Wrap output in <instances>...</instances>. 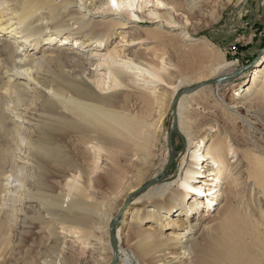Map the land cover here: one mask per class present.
<instances>
[{
    "label": "bare ground",
    "instance_id": "1",
    "mask_svg": "<svg viewBox=\"0 0 264 264\" xmlns=\"http://www.w3.org/2000/svg\"><path fill=\"white\" fill-rule=\"evenodd\" d=\"M212 1L0 0L1 217L27 210L25 202L36 197L47 213L71 225L89 226L95 213L99 225L93 228L108 233L122 210L118 264H264V137L254 135H264V54L246 81L211 82L229 75L220 73L232 62L221 58L200 67L207 50L196 58L189 25L176 16L201 14ZM144 7L146 20L169 22L157 28H170L176 51L192 68L175 83L165 78L164 64L134 60L115 48L95 63L98 51H83L108 40V24L131 20L136 23L126 43L141 41L146 28L137 21L145 18ZM96 14L108 18L95 21ZM120 35L125 39L126 32ZM194 83L205 84L175 100L179 87ZM174 101V130L185 138L190 159L184 155L183 173L174 181L143 188L158 177L147 182ZM50 165L69 177L65 190L62 185L48 195L39 186L31 196L25 180L40 185L33 173ZM109 172L117 189L111 203H88L79 178L95 173L96 183ZM93 237L100 248L101 238ZM109 238L103 264L114 257ZM51 242L58 243L55 237Z\"/></svg>",
    "mask_w": 264,
    "mask_h": 264
},
{
    "label": "rangeland",
    "instance_id": "2",
    "mask_svg": "<svg viewBox=\"0 0 264 264\" xmlns=\"http://www.w3.org/2000/svg\"><path fill=\"white\" fill-rule=\"evenodd\" d=\"M220 2L222 4L221 7L218 5ZM148 7L153 8L155 6L149 3ZM148 7H144L141 11L142 14L141 12L139 14L145 15L144 11ZM157 7L159 11H163L162 6ZM144 17L142 21H137L140 23V27L146 28L139 31V35L143 38L141 41H138L140 43H126L127 39H129L130 26L136 23L131 20L125 25L112 26L108 24V31L110 32L108 40L99 45L97 42H94L92 45L86 46L83 51L90 54V49L95 48L98 51V55L93 57L95 58L93 59L95 63L103 61V58H100L101 54L115 48L122 50L125 52L124 54L127 53L134 60L144 59L145 61L149 60L164 64L168 68L165 72V78L169 83H175L181 76L190 74L191 66H187L188 63L185 60L183 61L182 55L176 51V47L179 45L177 39L169 36L167 33L170 28L167 26H163L159 30L157 28L160 21L164 25L169 24V22H166L165 18L154 22L146 20V15ZM107 18L108 16L101 18L98 14L94 15L95 21L106 20ZM176 19L187 22V25H189L190 29L188 28V30L192 34L189 47L196 52V58H203L201 56L202 48L207 50V55L204 58L207 62L203 63L200 67L204 69L205 64L213 63L221 58L232 62L230 66L228 65L222 69L220 74L228 73L229 75H226L225 79L220 82L246 81L250 74L254 72L256 66H258V60L264 54V0H213L207 5L203 13L189 15V17L177 15ZM191 24H193V27ZM120 32H126L125 39L124 37L121 39ZM53 41L52 43L60 42L56 39ZM72 42L71 45L74 46ZM49 45L46 44L44 47ZM67 46H70V44H67ZM31 52H35V56L41 54L38 49H32ZM91 68L96 73L95 66ZM4 79L5 75L0 69V84H2ZM195 85L197 84L194 83L193 86ZM187 86L189 85L181 86L178 90L190 88ZM226 86L228 87V85ZM226 86L222 90H226L225 93H228V91L232 93L233 89L230 90ZM202 115L203 118L208 116L206 113ZM172 123H174V116L171 106L163 120L164 126L159 144V157L156 165H154L147 177V182L152 179L154 174L162 172L167 164L170 153H173L172 164L166 170L164 177L154 184L162 181L171 182L177 179L183 173L182 162L184 155H187V161L190 159V152L186 150V140L178 132L172 130ZM260 130L264 133L263 128ZM170 132V146H172L171 144H175V149L173 148V150L168 145V133ZM254 135L264 137L260 133H255ZM257 142L259 145L262 144L261 141ZM70 152L73 157L78 155V153L73 151ZM33 175L35 178L40 179V185L28 179L24 182L31 196L33 192L37 191L39 186L48 195L56 193L62 185H64L63 188L65 190V182L69 178L67 175L63 176L59 174L58 168L55 165H50L47 169L40 170L39 172L36 171ZM93 175L89 179L79 178L80 184L87 188L88 196L85 200L88 203H95L101 207L103 205L106 208L111 203V195L114 196L117 191L113 185L114 178L111 172H109L105 176H102L100 182L95 183L93 177L96 174L93 173ZM17 177L21 178L19 174H17ZM25 204L29 205V208L27 210L24 208V211H15L14 215H10L11 219L3 218V215L2 217L0 216V264H103L109 257V252L105 248V240L109 236V229L108 233H105L104 231L95 229L96 227L93 228L95 224L93 222H96L95 226L99 225L97 223L99 219H97L95 213L89 214L90 222L93 223L89 222L90 225L89 223L87 224L92 226L90 228L86 225H71L69 222L47 213L43 204L36 197L32 198L31 201H26ZM65 204L66 202H64ZM208 206L210 207V205ZM19 207L18 204L12 206L13 209ZM6 211L9 212V209H6ZM114 215V218L118 217V223L115 227L116 233V230L121 225L122 210ZM205 217H208V215H205ZM113 219H111L109 225ZM102 223L105 224V222ZM70 225L71 227H69ZM50 233H53V235ZM93 235L101 238L100 248H96L98 244L95 242ZM54 237L58 241L55 245L51 242ZM122 247H125L124 242L122 243ZM118 259L117 257L116 264L119 262Z\"/></svg>",
    "mask_w": 264,
    "mask_h": 264
},
{
    "label": "water",
    "instance_id": "3",
    "mask_svg": "<svg viewBox=\"0 0 264 264\" xmlns=\"http://www.w3.org/2000/svg\"><path fill=\"white\" fill-rule=\"evenodd\" d=\"M263 51V50H262ZM257 59V58H256ZM255 59V60H256ZM255 62V61H254ZM223 79H225V76H221V77H218L215 81H211V82H220L222 81ZM204 83H200L198 85H195V86H192L190 88H187V89H179L178 92H177V95L175 97V100L181 95L183 94L184 92H189L191 90H193L194 88H197L199 87L200 85H203ZM175 106H176V103L175 101L173 102V105H172V114L174 116L175 114ZM174 123L172 124V130H174ZM171 130V131H172ZM171 141V132L168 133V145L170 146V142ZM172 161H173V155L170 154L169 155V159L167 161V164L165 165L164 169L162 170V172L158 175V177H156L155 180L153 181H150L148 182L143 188H146V187H149L150 185H152L153 183L157 182L159 179H161L162 177H164V174H165V171L170 167V165L172 164ZM118 223V220H115V221H112L109 225V236H110V242H111V245H112V248H113V251H114V257L111 261V263L109 264H116L117 263V259H116V251H117V241H116V237H115V227Z\"/></svg>",
    "mask_w": 264,
    "mask_h": 264
}]
</instances>
